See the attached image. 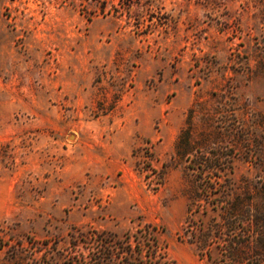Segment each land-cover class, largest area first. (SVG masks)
<instances>
[{
  "label": "rangeland",
  "instance_id": "rangeland-1",
  "mask_svg": "<svg viewBox=\"0 0 264 264\" xmlns=\"http://www.w3.org/2000/svg\"><path fill=\"white\" fill-rule=\"evenodd\" d=\"M256 214L264 0H0V264H264Z\"/></svg>",
  "mask_w": 264,
  "mask_h": 264
},
{
  "label": "trees",
  "instance_id": "trees-1",
  "mask_svg": "<svg viewBox=\"0 0 264 264\" xmlns=\"http://www.w3.org/2000/svg\"><path fill=\"white\" fill-rule=\"evenodd\" d=\"M178 143H177V145H176V149L178 150L179 148H178ZM198 156V155H197ZM214 159L215 158H213V159H210V160H207V157L203 160V161H201L200 162V164L201 165H203L204 167H208V168H212V169H219L215 164H214ZM192 161V160H191ZM228 163H231L230 161L228 162ZM216 178H219V179H221V177L220 176H216ZM211 188H215L214 186H212ZM228 190H229V186L227 185V186H225L224 187V189L223 190H221V192H219V194H218V196H219V198H222V197H229V192H228ZM221 202H223V201H225V200H220ZM214 205H219V204H216V203H214ZM190 206V205H189ZM238 206H239V200L237 199V200H235L234 202L232 201L228 206H226V208H225V215H227L226 217H225V219H227V220H231V222L232 223H234L233 222V220H235L236 218H238L239 217V215H240V213L238 212ZM228 227H232V225H229V226H227V228ZM145 231L146 232H148V235L149 236H151V232H150V230H151V223L150 222H148V223H146L145 224ZM263 229H264V218H263V216H260V214L259 215H255V219L253 220V223H252V236L254 237V239H255V242H257L258 244H260V246L262 247V249L264 250V231H263ZM224 231V229L223 228H217L216 229V231L217 232H219V231ZM220 234H222L223 232H219ZM129 237H130V233H127V234H124V239H129ZM150 239H151V237H150ZM212 238H210V239H206L205 241H204V245H205V243H206V245L207 244H209L212 240H211ZM154 241H155V239H153ZM111 241H109V242H107V244H109ZM122 242H127V243H129V241H125V240H122ZM139 242V241H138ZM242 243H244L243 241H239V242H232V243H230V246L231 247H236V246H238V245H241ZM130 245V244H129ZM136 247V246H135ZM156 245H155V250H156ZM134 250H136V249H132V246L129 248V252H128V255H129V257H128V259L129 260H127V262L128 261H131V264H142V262H140V260H138L139 262H136L135 260H134V258L135 259H139V258H137L136 256H135V254H134ZM137 251V254L138 255H141V251L139 250H136ZM149 257H150V255H148ZM260 256H261V254H258V256L257 257H254L253 258V260H258V262H256L255 264H262L261 263V260H260ZM142 257V256H141ZM163 257H165L164 255H162V258ZM259 258V259H258ZM163 264H174V262L173 261H171V260H168V259H165L164 260V262H163Z\"/></svg>",
  "mask_w": 264,
  "mask_h": 264
}]
</instances>
